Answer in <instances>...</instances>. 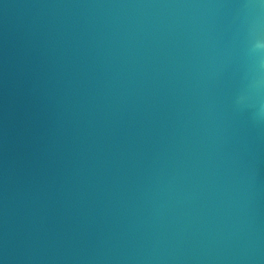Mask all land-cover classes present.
Instances as JSON below:
<instances>
[{
    "label": "water",
    "instance_id": "obj_1",
    "mask_svg": "<svg viewBox=\"0 0 264 264\" xmlns=\"http://www.w3.org/2000/svg\"><path fill=\"white\" fill-rule=\"evenodd\" d=\"M0 264H264V0H0Z\"/></svg>",
    "mask_w": 264,
    "mask_h": 264
}]
</instances>
